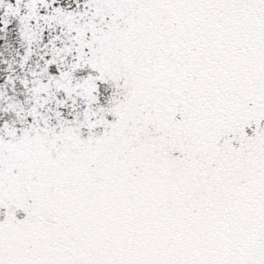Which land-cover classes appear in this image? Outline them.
<instances>
[{
    "label": "snow or ice",
    "instance_id": "6c2138e0",
    "mask_svg": "<svg viewBox=\"0 0 264 264\" xmlns=\"http://www.w3.org/2000/svg\"><path fill=\"white\" fill-rule=\"evenodd\" d=\"M0 264H264V0H0Z\"/></svg>",
    "mask_w": 264,
    "mask_h": 264
}]
</instances>
